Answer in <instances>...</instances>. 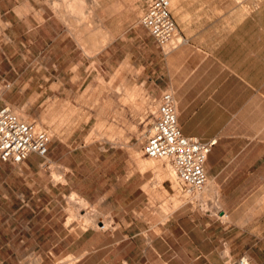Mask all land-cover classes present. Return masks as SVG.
Returning a JSON list of instances; mask_svg holds the SVG:
<instances>
[{"label": "rangeland", "instance_id": "1", "mask_svg": "<svg viewBox=\"0 0 264 264\" xmlns=\"http://www.w3.org/2000/svg\"><path fill=\"white\" fill-rule=\"evenodd\" d=\"M72 2L76 4L73 18H80L75 24L66 23L60 14L63 5ZM99 5L97 0H0V9L12 7L5 17H11L13 25L8 29L13 37L18 36L17 41H14L17 47L13 48L16 53L13 62L18 63H10L5 58L0 64V87L5 91L3 96L7 95L5 99L0 98V102H7L13 109L22 110L28 119L41 121L43 129L52 133L47 156L55 155L57 158L24 169L29 174L24 182L19 183V178H16L11 200L38 203L40 205L37 208L43 207L36 209V214L35 210L28 208L23 217L34 219L36 242L45 247L43 250H28L17 258L16 264H166L164 260L170 258L155 256L151 245L154 236L161 232L157 222L163 221L167 212L188 200L204 208L205 204L200 203L209 198L215 199L217 195L200 197V200L189 195L190 199L185 198L180 183L175 188L170 179L163 178L160 181L152 169L143 168L138 163L136 150L143 158L151 159L144 153L143 147L158 106L159 98L154 91L162 81L164 51L157 46L152 35H148L138 25L143 10L134 11L138 16H127L125 13L132 14L133 11L124 9L123 16L115 0H108L104 8ZM44 7L53 14L54 29L61 36H73L78 46L73 49L72 40L70 48L59 51L65 63L52 74L45 66L19 63L21 56H26L27 48L25 42L21 41L35 35L36 24L43 18ZM1 12L0 39H3L6 25ZM100 13L106 14L105 19L112 30L103 26L105 20ZM93 19L105 27L112 38L116 34L123 37L118 42V45L123 44L118 54L123 53L124 62L118 67L116 62L121 59L119 55L112 57L109 62L102 59L101 63L97 56L101 47L91 52L87 46L90 40L88 32L92 34L95 29L96 22ZM171 47L169 45L167 49ZM83 53L90 56V60H86ZM153 57L155 61L149 69L146 60ZM150 74L156 76V83L147 80ZM131 91L135 92L133 96L128 95ZM42 158L43 161L47 159ZM153 160L166 165V161L160 158ZM68 162L73 166L79 164L75 179ZM10 164L17 168L27 167L26 162ZM104 166L107 167L106 171ZM132 169H140L141 172L150 170L139 181V193H130L132 187L129 182L124 185V193L116 192V189L121 188L117 176L122 173L123 181L127 171ZM81 177L83 181L77 185L79 190H75L72 187ZM105 178L108 180L106 187L114 192H111V197L102 207L114 208L115 212L111 213L85 195L95 193L97 180L103 184ZM73 194L78 200H85L87 207L74 206L71 201ZM116 196L118 199H115ZM177 197L180 199L175 202L174 198ZM3 199L1 192L0 200ZM260 202L249 199V207L240 209L235 216L253 218L254 221L262 214ZM131 205L137 208L129 209ZM214 213L219 217L223 214L218 208L214 209ZM223 217L225 220L230 218L226 215ZM252 227L261 230L263 226L253 224ZM107 241L116 244L117 249L107 253L108 250L102 247ZM53 243L55 246L49 247ZM155 244L162 248L160 240ZM263 252L255 249V256L247 257L250 264H264ZM239 258L172 257L171 264H239Z\"/></svg>", "mask_w": 264, "mask_h": 264}, {"label": "crops", "instance_id": "2", "mask_svg": "<svg viewBox=\"0 0 264 264\" xmlns=\"http://www.w3.org/2000/svg\"><path fill=\"white\" fill-rule=\"evenodd\" d=\"M97 1L100 8H104L108 2ZM150 1L115 0L123 16L124 9L133 11L132 14L125 13L127 16H138L136 12L141 10L144 13ZM11 9L9 6L0 9L1 16L5 17ZM170 9L178 32L185 41L163 52L162 81L154 93L159 98L164 90H172L179 123L186 134L204 140L216 139L205 166L217 196L201 202V205L205 204L204 208L188 200L167 212L165 219L157 222L161 232L154 236L151 245L155 256L170 258L164 260L166 264H171L172 257H254L255 249L264 250V0H171ZM42 13L43 18L36 24L35 35H30L25 41L20 38L27 48L26 56H21L19 63L42 65L52 74L65 63L59 51L70 48L72 40L73 49L78 46L73 36H61L54 29L50 9L44 7ZM99 15L105 20L104 26L112 30L105 19L106 14ZM4 22L6 26L3 39H0V64L5 58L10 63H18L13 62V55L16 54L13 48L17 47L14 41H17L18 36L13 37L8 29L13 21L11 17H5ZM138 25L141 30L152 35L139 21ZM120 40L123 37L116 34L101 47L97 54L101 63L102 59L109 62L118 55L121 59L116 62V66L124 62L123 53L118 54V50L123 47V44L118 45ZM153 40L156 43L154 37ZM82 56L86 60L91 58L85 53ZM154 61V57L147 58L149 69ZM147 80L156 83V76L150 74ZM52 159L57 160L55 155H51L43 161L40 155L33 153L24 161L26 168H17L11 162L0 159V193L4 197L0 200V264H16L17 258L28 250L45 248L36 242L34 219L23 217L28 208L35 210L36 214V209L43 207L37 208L40 205L38 203L15 202L11 199L16 178H19L20 183L29 176L24 169ZM68 166L75 179L79 164L73 166L68 162ZM104 170H107L106 166ZM148 171L132 169L127 171L123 181L121 173L117 176L121 188L116 189V192L124 193V185L129 182L132 187L130 193H139V181L145 178ZM68 176L70 178L71 174ZM82 181L81 177L72 188L79 190L77 185ZM107 183V178L103 181L104 186L97 180L95 193L85 195L111 213L115 212L114 208L102 207L111 197V192H114L106 187ZM251 198L261 201V216L254 221L253 218L236 217L237 211L249 207ZM130 208L134 210L137 207L131 205ZM217 208L223 212L221 217L214 213ZM223 215L230 218L225 220ZM253 224L263 227L258 230L252 227ZM157 240L161 241L162 248L155 244ZM112 243L107 241L102 246L108 250L107 253L117 249V245ZM54 246L53 243L49 247ZM261 254L264 255V252Z\"/></svg>", "mask_w": 264, "mask_h": 264}, {"label": "built area", "instance_id": "3", "mask_svg": "<svg viewBox=\"0 0 264 264\" xmlns=\"http://www.w3.org/2000/svg\"><path fill=\"white\" fill-rule=\"evenodd\" d=\"M171 0H151L139 18L154 37L157 45L167 51L184 41L171 14ZM181 39L175 42L176 37ZM10 86L9 83L6 84ZM216 139L204 140L186 134L180 126L175 96L170 89L164 90L158 99L153 120L147 130L144 153L153 158L169 159L176 177L184 190H202L209 181L206 161ZM52 142L51 134L37 128L34 120L18 114L10 104L0 105V159L19 164L31 154L47 158ZM103 223V222H102ZM103 225V224H102ZM247 256L240 257L239 264H247Z\"/></svg>", "mask_w": 264, "mask_h": 264}, {"label": "bare ground", "instance_id": "4", "mask_svg": "<svg viewBox=\"0 0 264 264\" xmlns=\"http://www.w3.org/2000/svg\"><path fill=\"white\" fill-rule=\"evenodd\" d=\"M70 1H73V0H69V2ZM65 2V1H64ZM75 7H76V4H75V2H72L71 4H69L68 3V5L65 3L64 5H63V7H62V10H63V12H65V13H61L60 12V14H61V16H63L62 18H64L63 20H65L66 21V23H67V21H68V23L69 24H71L70 22H73L74 24L78 21V19H80V18H77L76 19V17L77 16H75L74 18H73V16H74V11H75ZM61 10V11H62ZM80 10V9H79ZM76 12H78V11H76ZM73 13V14H72ZM80 13V12H79ZM76 15H77V13H76ZM81 15V14H80ZM82 15H83V13H82ZM94 20V23H95V29L93 30V33L92 34H90V32H88L89 34L88 35H90V36H88L89 38H90V40H88L89 41V44H88V46H89V49L91 50V52L93 51V50H95L96 51V49H98V48H100V47H102L104 44H106V43H108L109 42V40H110V38L112 39V37H111V35L109 34V32L105 29V27H103L102 25H100V23L98 22V21H96V19H93ZM82 24V23H81ZM97 24V25H96ZM72 26H73V24H72ZM71 26V27H72ZM84 26V25H83ZM79 27H80V25H79ZM85 28V27H84ZM79 30V29H78ZM81 30V29H80ZM89 31V30H88ZM92 32V31H91ZM82 33V31L80 32V34ZM84 34V33H83ZM82 34V35H83ZM77 35V34H76ZM79 35V34H78ZM77 35V36H78ZM79 37H81L80 35H79ZM85 37H86V39H88V37H87V35H85ZM84 37V38H85ZM82 38V37H81ZM181 39V36L180 35H178L177 37H176V39H175V42H178L179 40ZM90 54V53H89ZM4 93H5V91H4V89H3V87H0V98H3V99H5V96H3L4 95ZM135 94V92L134 91H131L128 95H130V96H133ZM18 114H20L21 116H23L24 118H27L28 119V117L25 115V113H23V111L22 110H20V109H18V108H15L14 109ZM35 122V124H36V127L37 128H41L42 127V123H41V121H34ZM43 128V127H42ZM49 132V131H48ZM50 134H52L51 132H49ZM143 151H144V147H143ZM135 153H136V157H138L139 158V163H140V165L143 167V168H146V169H152L155 173H156V175H157V179L158 180H160V181H163V178L164 179H170L171 181H172V184H173V186L176 188V187H178V179H177V177H176V172H175V167H174V165H173V163L169 160V159H167V158H160V159H162L163 161H166V165L165 166H163V165H161V164H159V163H157L158 161H155V160H153V159H156V158H153V157H150V156H148L149 158H151L150 160L149 159H145V158H143V156H142V154L138 151V150H136L135 151ZM181 186V185H180ZM182 188V187H181ZM180 191V190H179ZM178 191V192H179ZM182 191L186 194V195H184L185 196V198L187 197V198H189L188 197V195L189 196H191V198L192 197H196V199L198 198H203V197H206V196H212V197H214L213 195H215L216 193H215V191L217 192V190H216V188H215V185L214 184H212L211 182H209L208 181V183L206 184V186L202 189V190H194V191H188V190H184V189H182ZM181 193V192H180ZM178 195H180L179 193H178ZM72 197H71V201H72V203L74 204V206H77V205H81V206H85L86 205V202H85V200H78L79 198H77L76 197V195L75 194H73V195H71ZM217 196V195H216ZM215 196V197H216ZM214 197V198H215ZM200 198V199H201ZM175 199V202H177V201H179V199H180V197H177V198H174ZM190 199V198H189ZM199 199V200H200ZM188 200V199H187ZM204 200V199H203ZM85 207H87V206H85ZM73 211V210H72ZM224 218V217H223ZM87 220H89V218L87 217ZM86 220V221H87ZM103 224H104V222H103ZM106 225L104 224V227H105ZM247 260V264H250V261H249V259L248 258H246Z\"/></svg>", "mask_w": 264, "mask_h": 264}]
</instances>
